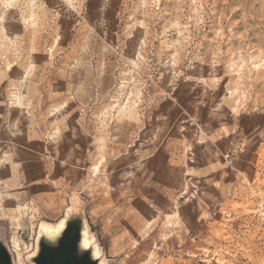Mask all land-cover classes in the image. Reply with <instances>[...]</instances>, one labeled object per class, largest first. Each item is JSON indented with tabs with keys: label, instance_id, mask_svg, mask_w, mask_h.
<instances>
[{
	"label": "rangeland",
	"instance_id": "374dc122",
	"mask_svg": "<svg viewBox=\"0 0 264 264\" xmlns=\"http://www.w3.org/2000/svg\"><path fill=\"white\" fill-rule=\"evenodd\" d=\"M67 212L93 264H264V0H0L11 264Z\"/></svg>",
	"mask_w": 264,
	"mask_h": 264
},
{
	"label": "water",
	"instance_id": "95a60500",
	"mask_svg": "<svg viewBox=\"0 0 264 264\" xmlns=\"http://www.w3.org/2000/svg\"><path fill=\"white\" fill-rule=\"evenodd\" d=\"M81 223L69 221L60 238L53 245L41 241L35 264H93L87 256L88 251L79 250ZM0 264H11L9 255L0 245Z\"/></svg>",
	"mask_w": 264,
	"mask_h": 264
},
{
	"label": "bare ground",
	"instance_id": "6f19581e",
	"mask_svg": "<svg viewBox=\"0 0 264 264\" xmlns=\"http://www.w3.org/2000/svg\"><path fill=\"white\" fill-rule=\"evenodd\" d=\"M70 215L71 212H67L65 215L64 220L56 227V228H51L49 226H41L39 231H38V236H37V240H36V250H35V254L33 255V257L31 258V261L33 262L34 258L36 257V254L38 252V246L39 243L43 240L45 242H47L48 244H55L57 242V240L60 238L61 234L63 233V231L66 228L67 223L69 222L70 219ZM88 239H87V234L85 233V228H84V223L81 226L80 229V240H79V245L85 243L86 245H88V248H92V246H90L88 243ZM78 245V247H79ZM83 248V247H82ZM88 248H83L84 250H88ZM80 251H82L79 248ZM92 257L94 258H98L99 256L96 255L93 251V254H91Z\"/></svg>",
	"mask_w": 264,
	"mask_h": 264
},
{
	"label": "flooded vegetation",
	"instance_id": "af4514ba",
	"mask_svg": "<svg viewBox=\"0 0 264 264\" xmlns=\"http://www.w3.org/2000/svg\"><path fill=\"white\" fill-rule=\"evenodd\" d=\"M82 247H83V248H88V245H86L85 243L79 245V248H80L82 251H88V250H84ZM88 249H89L90 253L93 254V249H91V248H88Z\"/></svg>",
	"mask_w": 264,
	"mask_h": 264
}]
</instances>
